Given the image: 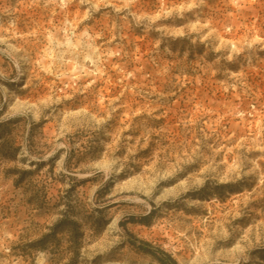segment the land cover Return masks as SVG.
<instances>
[{
  "label": "rangeland",
  "instance_id": "rangeland-1",
  "mask_svg": "<svg viewBox=\"0 0 264 264\" xmlns=\"http://www.w3.org/2000/svg\"><path fill=\"white\" fill-rule=\"evenodd\" d=\"M142 242L264 264V0H0V264Z\"/></svg>",
  "mask_w": 264,
  "mask_h": 264
},
{
  "label": "trees",
  "instance_id": "trees-1",
  "mask_svg": "<svg viewBox=\"0 0 264 264\" xmlns=\"http://www.w3.org/2000/svg\"><path fill=\"white\" fill-rule=\"evenodd\" d=\"M74 223L69 222L68 226H72ZM63 225V224H60ZM47 237H51V235H48L46 237H44L40 242L45 241L46 239H48ZM134 244V243H132ZM142 246L138 247L139 250H141V252H143L144 254L154 258L158 264H178L169 254L163 252V251H159L160 255H157V253L151 251L150 249V244L147 242H142Z\"/></svg>",
  "mask_w": 264,
  "mask_h": 264
},
{
  "label": "bare ground",
  "instance_id": "bare-ground-1",
  "mask_svg": "<svg viewBox=\"0 0 264 264\" xmlns=\"http://www.w3.org/2000/svg\"><path fill=\"white\" fill-rule=\"evenodd\" d=\"M23 76L22 70H20L19 72V78L17 80V82L19 83L21 81V77Z\"/></svg>",
  "mask_w": 264,
  "mask_h": 264
}]
</instances>
